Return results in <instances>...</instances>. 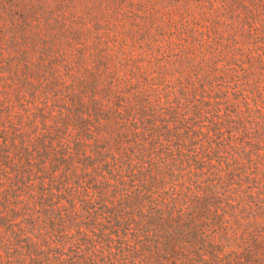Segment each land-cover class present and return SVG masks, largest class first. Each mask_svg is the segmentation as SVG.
Masks as SVG:
<instances>
[{
    "label": "trees",
    "instance_id": "obj_1",
    "mask_svg": "<svg viewBox=\"0 0 264 264\" xmlns=\"http://www.w3.org/2000/svg\"><path fill=\"white\" fill-rule=\"evenodd\" d=\"M48 1L0 7V264H264V0Z\"/></svg>",
    "mask_w": 264,
    "mask_h": 264
},
{
    "label": "rangeland",
    "instance_id": "obj_2",
    "mask_svg": "<svg viewBox=\"0 0 264 264\" xmlns=\"http://www.w3.org/2000/svg\"><path fill=\"white\" fill-rule=\"evenodd\" d=\"M73 1H77V0H49L48 4L50 3H65V4H78V2H73ZM30 0H0V7H7L9 8L10 6L16 5L18 3H29ZM84 2V1H83ZM85 2H87V0H85Z\"/></svg>",
    "mask_w": 264,
    "mask_h": 264
}]
</instances>
